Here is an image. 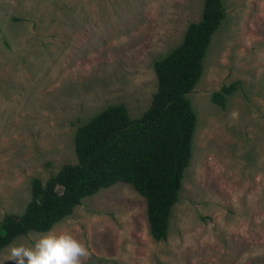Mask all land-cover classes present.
<instances>
[{"label": "rangeland", "instance_id": "obj_1", "mask_svg": "<svg viewBox=\"0 0 264 264\" xmlns=\"http://www.w3.org/2000/svg\"><path fill=\"white\" fill-rule=\"evenodd\" d=\"M223 3L190 95L193 156L167 240L151 236L146 199L118 183L55 226L84 242L83 264H264V0ZM204 4L0 0V222L25 212L33 179L77 163L79 126L110 106H126L132 119L150 108L155 62L182 44ZM233 83L226 108L211 102Z\"/></svg>", "mask_w": 264, "mask_h": 264}, {"label": "trees", "instance_id": "obj_2", "mask_svg": "<svg viewBox=\"0 0 264 264\" xmlns=\"http://www.w3.org/2000/svg\"><path fill=\"white\" fill-rule=\"evenodd\" d=\"M226 15L223 0H205L202 19L188 26L182 44L155 62L158 89L140 118L132 119L124 105L110 106L77 128V163L64 165L46 182L32 180L25 212L8 214L0 222V252L18 237L55 227L85 199L118 183L146 199L151 236L167 240L193 156L198 116L190 95L203 77L204 60ZM237 84L214 92L211 102L226 108Z\"/></svg>", "mask_w": 264, "mask_h": 264}, {"label": "clouds", "instance_id": "obj_3", "mask_svg": "<svg viewBox=\"0 0 264 264\" xmlns=\"http://www.w3.org/2000/svg\"><path fill=\"white\" fill-rule=\"evenodd\" d=\"M88 250L68 228H50L31 239L30 243L14 242L7 248V260L13 264H83Z\"/></svg>", "mask_w": 264, "mask_h": 264}]
</instances>
